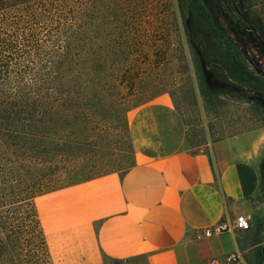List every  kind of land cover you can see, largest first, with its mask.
Masks as SVG:
<instances>
[{"label":"trees","instance_id":"16d2710c","mask_svg":"<svg viewBox=\"0 0 264 264\" xmlns=\"http://www.w3.org/2000/svg\"><path fill=\"white\" fill-rule=\"evenodd\" d=\"M178 1L175 16L148 0H0V264H53L36 199L89 180L75 160L121 91L131 147L126 112L151 99L143 75L159 65L142 56L176 43L207 110L235 98L256 116L237 131L264 126V75L237 33L264 43V0Z\"/></svg>","mask_w":264,"mask_h":264},{"label":"crops","instance_id":"0c3cea01","mask_svg":"<svg viewBox=\"0 0 264 264\" xmlns=\"http://www.w3.org/2000/svg\"><path fill=\"white\" fill-rule=\"evenodd\" d=\"M126 121L133 162L117 185L93 180L41 195L54 200L43 225L53 264L139 258L144 264H209L231 251L239 254L238 264H261L264 126L191 150L187 124L168 93L130 108ZM239 216L249 218L248 228L194 238L199 227Z\"/></svg>","mask_w":264,"mask_h":264},{"label":"rangeland","instance_id":"374dc122","mask_svg":"<svg viewBox=\"0 0 264 264\" xmlns=\"http://www.w3.org/2000/svg\"><path fill=\"white\" fill-rule=\"evenodd\" d=\"M148 3L175 9V16L178 12V0H148ZM221 19L226 23V18L224 19L221 16ZM176 29L175 23V32ZM237 33L241 40L244 39L248 56L253 58L254 63L264 66V45L260 39H252L253 36L249 32L238 31ZM170 54L171 56H142L145 59H155L159 62V65L155 68L150 66L144 71L143 80L146 82L145 84H148L146 86L148 88L151 86V88L150 90H144L143 93L151 94V98L160 93L169 94L172 102L174 101L173 104L176 103L184 121L187 123L189 141L192 145L191 150H204L210 142L219 138L220 134H230L254 122L256 116L250 113L248 104L235 98H226L224 104L216 108V112L207 110L198 94L194 80L191 79L192 68L182 60V56L177 52L176 43L175 53L171 51ZM259 74L264 75V71ZM122 92L119 95L114 94L118 102L113 103V110L109 113L110 116L108 115L104 120H101L102 117H97L94 120L89 132L86 149L84 152L79 153L75 160L80 167L79 171L84 174L82 175L84 177L79 176V178H91L79 183L80 185L93 182V180H104L108 182L105 186L113 187L117 185L121 175L133 162L132 148H129L124 127V109L130 105L124 99H120L123 96ZM143 99H146V97ZM76 190L78 189L71 191V202L74 203L76 197L73 192ZM49 197V195L39 196L36 199L42 226L45 218H48L46 212L52 204L54 205V200H50L52 197ZM50 256L53 263L51 251ZM109 262L105 261L103 264H109ZM122 264H144V262L142 258H139L136 263L122 262Z\"/></svg>","mask_w":264,"mask_h":264},{"label":"built area","instance_id":"2783aa9c","mask_svg":"<svg viewBox=\"0 0 264 264\" xmlns=\"http://www.w3.org/2000/svg\"><path fill=\"white\" fill-rule=\"evenodd\" d=\"M250 225L249 218L239 216L231 220H219L212 224L199 227L195 231L194 238L198 241L207 240L215 234L233 232L236 228L246 229ZM125 262V261H122ZM239 254L237 251H231L221 257L213 256L209 259V264H238ZM122 264V263H121Z\"/></svg>","mask_w":264,"mask_h":264},{"label":"water","instance_id":"95a60500","mask_svg":"<svg viewBox=\"0 0 264 264\" xmlns=\"http://www.w3.org/2000/svg\"><path fill=\"white\" fill-rule=\"evenodd\" d=\"M181 5H182V9L184 10L185 13H187V5H188V0H181ZM218 9L220 8L219 5H217ZM223 18L225 19L226 18V15L225 13H223ZM247 30H249V34L251 36H253L252 39H259L257 36L253 35L252 31L248 28ZM264 45V43H262ZM256 65V69L257 71L260 73L262 71H264V66H262L261 64L259 63H255ZM264 231V222L262 224V227H261V233ZM261 257H262V260H261V264H264V244L261 246Z\"/></svg>","mask_w":264,"mask_h":264},{"label":"flooded vegetation","instance_id":"af4514ba","mask_svg":"<svg viewBox=\"0 0 264 264\" xmlns=\"http://www.w3.org/2000/svg\"><path fill=\"white\" fill-rule=\"evenodd\" d=\"M242 42L244 43V39L242 40ZM244 46H245V43H244Z\"/></svg>","mask_w":264,"mask_h":264}]
</instances>
